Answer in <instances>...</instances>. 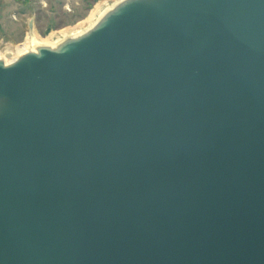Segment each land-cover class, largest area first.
Segmentation results:
<instances>
[{"label":"water","instance_id":"1","mask_svg":"<svg viewBox=\"0 0 264 264\" xmlns=\"http://www.w3.org/2000/svg\"><path fill=\"white\" fill-rule=\"evenodd\" d=\"M0 264H264V0L0 58Z\"/></svg>","mask_w":264,"mask_h":264},{"label":"rangeland","instance_id":"2","mask_svg":"<svg viewBox=\"0 0 264 264\" xmlns=\"http://www.w3.org/2000/svg\"><path fill=\"white\" fill-rule=\"evenodd\" d=\"M100 1L0 0V48L7 44H21L31 23L44 39L55 31L74 27Z\"/></svg>","mask_w":264,"mask_h":264},{"label":"bare ground","instance_id":"3","mask_svg":"<svg viewBox=\"0 0 264 264\" xmlns=\"http://www.w3.org/2000/svg\"><path fill=\"white\" fill-rule=\"evenodd\" d=\"M119 1L121 0H101L94 6L89 15L76 26L55 31L51 33L46 39L38 35L35 27H30L25 40L21 44H7L0 48V58L9 63L16 57H19L28 51L36 50L40 46L47 45L56 47L65 39L77 36L88 30ZM8 54H10L11 57H8Z\"/></svg>","mask_w":264,"mask_h":264}]
</instances>
